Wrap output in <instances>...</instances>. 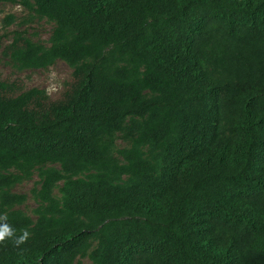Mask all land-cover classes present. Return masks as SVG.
Instances as JSON below:
<instances>
[{
    "label": "trees",
    "instance_id": "trees-1",
    "mask_svg": "<svg viewBox=\"0 0 264 264\" xmlns=\"http://www.w3.org/2000/svg\"><path fill=\"white\" fill-rule=\"evenodd\" d=\"M18 3L47 46L0 55L71 73L54 99L0 80V214L31 233L0 264H264V0Z\"/></svg>",
    "mask_w": 264,
    "mask_h": 264
},
{
    "label": "rangeland",
    "instance_id": "rangeland-1",
    "mask_svg": "<svg viewBox=\"0 0 264 264\" xmlns=\"http://www.w3.org/2000/svg\"><path fill=\"white\" fill-rule=\"evenodd\" d=\"M11 16L12 22L6 25L4 17ZM52 25L44 19H36L30 12L19 5L18 0H0V37L3 43H8L13 32H23L32 41L47 46ZM71 69L61 61L42 70L18 71L12 68L7 60L0 55V80L8 84L13 83L17 92H23L30 88H37L45 92L50 98L54 99L61 91L63 83L70 80ZM16 92V93H17ZM36 181L35 175L28 181H23L13 188V192L25 196V201L17 207L24 215L33 219L32 210L36 203L32 199L31 189ZM88 264L87 260L80 261Z\"/></svg>",
    "mask_w": 264,
    "mask_h": 264
},
{
    "label": "clouds",
    "instance_id": "clouds-1",
    "mask_svg": "<svg viewBox=\"0 0 264 264\" xmlns=\"http://www.w3.org/2000/svg\"><path fill=\"white\" fill-rule=\"evenodd\" d=\"M7 214H0V244H4L6 240H11L17 248L22 244H26L31 233L27 228L21 230L20 235H16V230L7 222Z\"/></svg>",
    "mask_w": 264,
    "mask_h": 264
}]
</instances>
